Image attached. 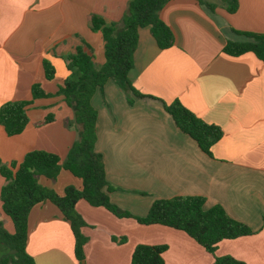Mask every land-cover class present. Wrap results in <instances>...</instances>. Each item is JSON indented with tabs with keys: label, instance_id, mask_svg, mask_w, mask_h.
Masks as SVG:
<instances>
[{
	"label": "crops",
	"instance_id": "0c3cea01",
	"mask_svg": "<svg viewBox=\"0 0 264 264\" xmlns=\"http://www.w3.org/2000/svg\"><path fill=\"white\" fill-rule=\"evenodd\" d=\"M129 1L0 0V107L31 102L29 124L21 135L9 137L0 126L3 164L20 163L35 150L65 160L78 139L69 126L73 111L62 96L34 99L32 87L40 84L55 95L71 76L64 58L82 41L92 47L96 67L102 66L105 43L91 29V17L120 23ZM206 1L215 8L197 0H170L162 8L160 18L175 36L169 49L158 47L149 27L139 30L129 79L139 92L155 98H135L129 104L125 92L107 82L92 98L98 114L95 149L103 156L114 205L145 217L156 200L204 197L206 210L220 205L256 232L221 242L216 255L264 264V64L252 53L237 58L223 53L228 41L241 40L234 31L264 35V0H237L233 14L222 0ZM44 59L55 67L52 81L45 78ZM176 100L223 130L212 157L164 109L163 102ZM40 184L60 195L68 186L82 188L81 180L64 171L55 181L41 178ZM4 185L0 174V197ZM76 209L87 223L85 264H131L141 244L168 246L165 264H214V257L183 232L119 219L83 200ZM6 218L0 198V220L12 233L13 223ZM28 224L27 252L36 264H79L71 226L56 206H35Z\"/></svg>",
	"mask_w": 264,
	"mask_h": 264
},
{
	"label": "trees",
	"instance_id": "16d2710c",
	"mask_svg": "<svg viewBox=\"0 0 264 264\" xmlns=\"http://www.w3.org/2000/svg\"><path fill=\"white\" fill-rule=\"evenodd\" d=\"M170 0H130L128 11L120 23L107 24L103 18L92 15L91 29L100 32L105 43V62L99 68L95 64L92 47L82 41L75 52L64 59L71 77L65 80L58 92L46 93L40 84L32 87L34 99L62 96L65 104L73 111L69 126L78 131V139L70 148L64 161L51 152L35 150L26 154L20 163L3 164L0 159V174L5 179L1 190L3 213L13 223L9 232L0 220V264H36L27 252L29 215L32 209L49 202L56 206L63 218L69 222L75 240V257L79 264L85 261V246L88 238L83 229L87 223L76 207L85 201L93 207H102L119 219H134L143 226L160 225L185 233L214 257V264H245L230 256L218 257V245L225 240H234L255 235L246 224L231 218L224 208L215 205L206 210V198L201 196H176L156 200L145 217H134L114 205L103 156L95 149L97 141V111L92 98L109 81H114L128 97L134 99L155 98L142 94L134 88L129 72L134 66L139 30L149 27L161 50L174 46L175 36L170 27L160 18V11ZM200 4L214 9L215 5L206 0ZM228 13L238 10L237 0H222ZM239 41H228L223 53L229 57L254 54L264 64V35L239 32ZM43 71L47 81L55 79L53 64L43 60ZM28 101L8 102L0 107V126L9 137L21 135L29 118ZM164 109L172 117L176 127L194 140L203 153L212 157V148L223 138V130L209 124L187 109L179 100L167 104ZM47 118L42 125L47 124ZM62 171L81 180L82 188H65L62 195L40 184V179L55 181ZM168 246L138 245L132 255L131 264H165L163 254Z\"/></svg>",
	"mask_w": 264,
	"mask_h": 264
},
{
	"label": "rangeland",
	"instance_id": "374dc122",
	"mask_svg": "<svg viewBox=\"0 0 264 264\" xmlns=\"http://www.w3.org/2000/svg\"><path fill=\"white\" fill-rule=\"evenodd\" d=\"M64 61H65V59H64ZM65 63H66V61H65ZM66 65H67V63H66ZM68 69V68H67ZM70 72V71H69ZM71 76H69L68 78H70ZM67 78V79H68ZM66 79V80H67ZM65 82V81H64ZM113 83H115L114 81H113ZM58 87H59V85L57 84V83H55ZM116 84V83H115ZM126 94V93H125ZM126 96H127V94H126ZM77 131V130H76ZM78 132V131H77ZM63 172V171H62ZM65 173H68V172H66V171H64ZM60 185V184H59ZM78 189V188H77ZM80 190V189H79ZM7 220L9 219V218H6ZM10 221V220H9Z\"/></svg>",
	"mask_w": 264,
	"mask_h": 264
},
{
	"label": "water",
	"instance_id": "95a60500",
	"mask_svg": "<svg viewBox=\"0 0 264 264\" xmlns=\"http://www.w3.org/2000/svg\"><path fill=\"white\" fill-rule=\"evenodd\" d=\"M82 264H85V261H84V262H82Z\"/></svg>",
	"mask_w": 264,
	"mask_h": 264
}]
</instances>
